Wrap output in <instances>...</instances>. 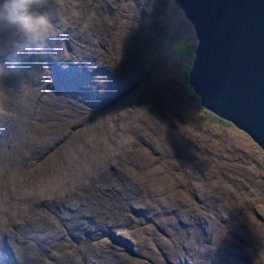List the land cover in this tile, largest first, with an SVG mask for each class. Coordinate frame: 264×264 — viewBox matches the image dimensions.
I'll return each instance as SVG.
<instances>
[{
    "label": "rangeland",
    "instance_id": "1",
    "mask_svg": "<svg viewBox=\"0 0 264 264\" xmlns=\"http://www.w3.org/2000/svg\"><path fill=\"white\" fill-rule=\"evenodd\" d=\"M71 1L73 4L81 2L82 7L77 9L89 15L91 20L87 25H83L82 20L78 23L73 19L67 20L66 23L61 22L59 29H54L55 35L61 39H70L73 45L70 46V51H67L62 44L64 61L61 65H52L54 72L61 78H64L66 71L71 70L81 75H90V79H80L73 85L66 83L63 87L60 84L55 85L57 92L71 88L80 94L78 97L81 99L67 97L71 103L56 101L54 98L57 96L53 91L39 86L40 90L37 94L34 92V95L41 97L43 94V102L40 98L34 103L29 121L41 114V123L35 118H32V122L36 121L35 124L23 119V133L21 128L17 127L15 140H11V143L23 140L35 145L34 155L28 152H25V155L29 157L37 173L38 169H43L48 163L51 171L45 172L42 175L44 177L55 174L64 163H57L52 170L51 156L56 145V156L60 160L64 153L69 157L74 155L72 150L79 154L77 148L83 143L87 150L102 151L105 142L112 140L117 134L118 127H125L124 133L131 137V141L125 144L126 150L114 151V158L106 166L96 165V171L103 172V176L95 178L100 187V190L96 191L100 194L93 198V203L108 220L104 226L95 223L89 231V234L92 233L91 239L78 244L76 264H84L87 261L81 257V252L94 251L90 245L96 240L104 239L101 238L103 227L110 226L112 233L119 231L117 229L121 227L119 221L122 213L138 222L140 227L153 226L150 231L153 234V252L140 259L135 258L137 264H208L213 260L215 264L218 261L217 264H238L231 256L233 252L229 248L238 246L239 251L251 247L253 242L254 246L248 251V256H251L252 264H264V151L247 133L227 122L212 118V115L199 105L198 98L186 82L192 57L185 52V48L192 45L195 37L192 25L181 7L172 4L171 0ZM84 31L88 35L87 42L84 39ZM106 41L107 52H103L102 46ZM2 42L4 40L0 38V43ZM110 44L120 45L121 48L112 47ZM8 49L10 48L4 50L2 59L9 52ZM55 49L56 47L52 46V50ZM69 61L73 64L72 68ZM59 67L64 68V71ZM57 75L51 77L46 65L38 73L43 84L57 79ZM19 78L18 75L15 80ZM81 93H84V97ZM55 102L58 105L53 106ZM16 105L24 104L15 103L11 107ZM24 109L25 113L30 112L28 106ZM122 153H127L136 163L128 172L122 171L118 165L122 162L118 159ZM23 167L26 174H29L27 170L31 166ZM23 167L21 169H24ZM14 168H19V165L15 163L11 149L0 148V206L12 203L13 198L19 194L15 180L19 178L21 169L14 172ZM180 169L184 170V178ZM151 173L157 175L162 183L171 185L173 190L181 192L183 196L172 198L171 206L166 207V211L159 217L153 216L152 212L147 213L146 220L144 217L135 216L129 207L142 206L149 199H153L154 205H160L166 200L169 190L164 188V185L155 188L153 182L141 179L142 174H147L149 178ZM211 175L214 182L209 180ZM38 180L35 179L28 186L32 187ZM88 181L91 180L84 177L81 184ZM207 181L214 183L218 191L223 193L220 202L228 204L227 213L222 217L216 211H202L205 206L202 198L199 201L201 211L196 212L194 208L193 185H201L203 191V183ZM143 185L152 187L153 191H144ZM121 186L126 187L125 192L121 191ZM107 187L110 189L107 190ZM85 189L94 193L90 184L86 185ZM204 190L207 191V188L204 187ZM77 193L82 198L87 197V194L80 190H77ZM188 195L190 201L186 199ZM32 200H37V196L32 197ZM63 200L56 198L53 205L59 207ZM231 201L241 208H233L238 217L229 215L232 212ZM80 203L83 204V201L70 198L66 210H73ZM54 214L56 215L55 212ZM67 214V211H61L63 217ZM197 214L202 217L201 220ZM209 214L215 216L209 217ZM37 215L38 218H43L37 227L44 229L48 226L49 229L60 232L61 222L54 223L42 211L29 213L30 217L37 218ZM80 215V223L85 224L84 218H93L98 222L93 212L88 210H82ZM211 220L217 222L219 232L216 233V229L210 226ZM4 223L7 224L6 219ZM8 223L10 226L3 227L2 233L14 230L13 243L17 246L22 242L29 243L30 248L33 245V249L38 251L35 243L43 246L47 241L44 234L34 235L27 232L20 220H10ZM113 224L117 229L113 228ZM85 233L88 234L86 229ZM196 233L201 234L200 239L196 237ZM122 234L126 235L125 232ZM182 234L187 238L195 236V244L196 240H201L200 245H195L196 249H203L199 263H194L196 253H188V249L192 247V239L188 238L190 244L185 246L180 240ZM74 236L82 237L81 230L78 229ZM67 238L68 243L73 246L74 242ZM113 241L107 238L106 249L111 245L130 255ZM51 242L55 244V237ZM7 244L11 245L12 241L8 240ZM66 245L67 243L65 251L74 253L71 249L67 250ZM137 248L138 246L135 251L139 250ZM45 253L50 254L47 251ZM39 258L42 262L40 255ZM10 259H13L12 254ZM239 259L246 261L244 256ZM73 262V259L61 261L62 264ZM91 262L96 264L94 260ZM120 264L136 263L121 254Z\"/></svg>",
    "mask_w": 264,
    "mask_h": 264
},
{
    "label": "bare ground",
    "instance_id": "2",
    "mask_svg": "<svg viewBox=\"0 0 264 264\" xmlns=\"http://www.w3.org/2000/svg\"><path fill=\"white\" fill-rule=\"evenodd\" d=\"M88 6L89 8H91L89 2H88ZM77 7L81 8L82 3L78 2L77 4H73L71 0H52L49 11L52 16L54 29H59L61 22L64 23L65 21L72 19L75 23H78L79 20H82V24L87 25L90 22L91 17L86 13H82V10H78ZM41 10H47V9L42 8ZM70 30H72L71 27ZM66 33L67 32H64V34ZM193 34H194V30H193ZM84 39L87 42L88 35L86 31H84ZM62 44L67 49V51H70V46L73 45L70 39L67 38L61 39L54 34L46 41V47L44 48L43 51H36V52L22 51L17 53L14 49L10 48L8 49L9 52H7V55L2 59V55L4 54V50L6 48H4L3 46L4 42L0 43V64L5 65L8 69L4 75H0V92H2L0 93V148L11 149V153L13 154V157L15 159V163L19 165V168H14V172L20 170L23 167V165H26L27 167L31 166V168H28L27 170L29 174H26V170L23 167L24 169H21L19 178L15 180V184L19 190V194L17 195V197L13 198L12 203L0 206V249L2 252V256H0V264H62L61 261L63 259H67V260L73 259L74 260L73 264H76L77 254H78V249L76 247L78 246V244L81 245L85 241L91 239L92 233L89 234V231L95 226V223L97 225L104 226L105 221L108 220L107 216L104 215L102 211L97 210L95 204L93 203V198L99 196L100 194L99 191H96V190H100V187L96 184L95 178H99L103 176V172L96 171V165L101 164L103 166H106L107 163L114 158L113 152L116 150H126L125 144L131 141V137L127 136L128 134L124 133L125 127L124 128L118 127L117 134L114 136L112 140L105 142L106 145L104 146V149L102 151H93L91 149L87 150L85 144L83 143L80 144L79 147L77 148L79 154L75 153L76 150H72L71 152L74 155L69 157L67 153H64L60 160L56 156V151H55L57 147L56 145V147L54 148L53 155L51 156V162L53 164L52 170L54 169L57 163L60 162H64V163L60 166L59 170L55 174L44 177H42V175L45 172L51 171V168L48 167V163H46L43 169L41 168L38 169L39 173H37V171H35L33 166L31 165V161L29 157L25 155V152L30 153V155H34L33 149L35 148V145L30 142H24L23 140H20L17 143H11V140L12 141L15 140V135H16L15 129L19 127L21 128L22 131L23 119H26L28 123L35 124L36 122L35 120L32 122L33 120L32 118H35L37 121L41 123L42 120L41 114H38L37 117L31 116L32 118L29 121V117L30 115H32V110L34 108V103L40 98H41V102H43L42 100L43 94H41V97L34 95V92L37 94L38 91L40 90L39 86H43L44 88L53 91L54 94L57 96L54 98L56 101L61 103H65V102L71 103L72 101L66 98L70 97L73 99H78L79 98L78 95L80 94L76 90L74 92L71 88L57 92V90L55 89V85L60 84V86L63 87V85L66 83H71L73 85L74 82H77L80 79L81 80L90 79V75L87 74L81 75L78 72L75 73L72 72L71 70H68L64 73V78H61L59 75H57L54 72L55 68L53 67V65H55L56 63H58V65H61V63L64 61ZM192 44L195 45V41ZM106 45H107V41L104 44V46H102L103 52H107ZM52 46L56 47L54 51L52 50ZM110 46L121 48L120 45L117 46L115 44H110ZM192 56H193V52H192ZM69 64L70 67L72 68L73 64L70 61ZM44 65H46L47 69L49 70V75L51 77L55 75L58 76L57 79H53L51 82L47 84H43V80L38 77V73L41 69H43ZM190 65L191 62L189 64L188 71L190 69ZM59 69L61 71H64V68L62 67H59ZM75 71H77V65L75 67ZM18 75L20 76V78L15 80L16 76ZM186 82L190 86L188 82V72H187ZM32 87H34V89H32ZM191 90L194 93L192 88ZM61 96L65 97V99ZM81 96L84 97V93H81ZM195 97L198 98V95L195 94ZM15 103H22L24 105H16L12 108L11 105ZM55 105H58V103L55 102L53 106ZM25 106H28L30 112L28 113L24 112ZM142 108L145 109L144 107ZM202 108L206 110L208 113H210L212 116L215 115L206 108L204 107ZM218 118L223 122H227L233 125L232 123H230L225 119H222L220 117ZM233 126L236 127L235 125ZM109 129L111 130L112 126H110ZM131 130L132 129H130V131ZM132 131L134 132V130ZM33 139H35V137ZM123 157H125L126 159H123ZM118 159L122 160L121 163H118V165L122 168V171L128 172L130 167L134 168L136 166L135 161L132 160L130 157H128L127 153H122L118 157ZM180 170L181 173L184 171L182 169ZM84 177H86L88 180L91 181L81 184V181L83 180ZM182 177L184 178L183 173H182ZM35 179H39V180L35 185L29 187L28 185ZM141 179L147 180L149 182H153V187L155 188H159L162 187V185H164L165 186L164 188L166 189L168 188L169 190L167 193L166 200L163 201L160 205H154L153 199H149L142 206L129 207L130 211L135 216L144 217L146 220H148L147 213L152 212L153 216L159 217V215H162L163 211H166V207L171 206L172 198H176L175 196L178 195L183 196L181 192L173 190L174 188L171 185L162 183L160 178L153 173L149 174V178H147V174L146 175L142 174ZM209 180L213 182L215 181L212 175L209 178ZM179 181L181 182V176L179 178ZM89 184L91 185V190L94 191L93 194L85 189V186ZM204 187L207 188V191L204 190ZM142 188L144 189V191L146 190L153 191L152 187L143 185ZM108 189L110 188L107 187V190ZM77 190L86 193L87 197L82 198L77 193ZM170 190H172V192H170ZM121 191L125 192L126 187L121 186ZM193 191H194V199H195L193 203L196 212L201 211L202 206L201 204H199V201L202 198V200L205 202V206L202 208V211H206V210L209 212L216 211L220 217H222L224 214L227 213L228 204L227 202H220L219 199L222 198L221 195H223V193L218 191V188L214 183H210L208 181L203 183V191L201 185L194 183ZM57 192L59 193L58 195L56 194ZM28 194H32V196H28ZM35 196H37V200L34 201L32 200V197ZM56 198L64 199L62 202L59 203V207H55L53 205ZM70 198L81 200L83 201V204L80 203V205L73 210H66L69 207ZM186 199L190 201L189 195L186 196ZM235 206L240 208L238 205H236L234 201H231L230 211L232 212L231 213L229 212L230 217H238V215H236L233 210ZM82 210H88L90 212H93L98 222H96L93 218H90V220L88 218H84L83 220L86 225L80 223L78 221V217L81 216L80 212ZM38 211H42V213L44 215H47L49 219L52 220L54 223L61 222L59 229L60 232L51 230L49 229L48 226L44 229H40L39 227H37L39 221L43 218H38V215L37 218L30 217L29 213L30 212L36 213ZM61 211H67L68 213L67 216L63 217L61 215ZM54 212L56 213V215L54 214ZM121 215L122 218L119 221V225L121 226L120 229L119 228L117 229V227L113 224L114 225L113 228L121 232L116 231L115 233L113 232L114 233L113 234L110 226L103 227L102 229L103 236L101 235V238L104 239L96 240L90 245L95 250L94 251L89 250L87 253L81 252V257L87 259V261L84 264H94L91 262L93 260L96 261V264H120L121 254L126 255L129 258V260H132L137 264L138 261L135 258L140 259L142 257H145L144 256L145 254H150V255L152 254L154 245H153V234L150 231L153 229V226L140 227L138 222L134 221L130 217L123 215V213ZM196 216L199 218V220L202 219V217L199 214H197ZM208 216L211 217L215 215L209 214ZM5 219L7 220V224L4 223ZM10 220L11 221L20 220L21 224L24 226L27 232L32 233L34 235L36 233L44 234V237L47 238V241L43 246H41L40 243H35V248L39 249L38 251L33 249V245L32 248H30L29 243L26 244L22 242L20 243L19 246H17L16 244L13 243L15 236L14 230H11V232L6 231L5 234L2 233L3 227L10 226V223H8L10 222ZM209 224L211 227L216 229V233L219 232L218 224L215 220H211ZM127 227H129V230H127ZM78 229L81 230L82 237L74 236V234ZM85 229L88 231V234L85 233ZM139 229H141L142 231H139ZM122 232H125L126 235H123ZM53 237H55L56 239L54 245L51 242ZM67 237H69L74 242L73 246L68 243L69 241ZM108 237L112 241L114 240L113 242L122 246L126 251L130 253V255L128 256L124 250H120L115 246L110 245L108 249H106L105 245L108 244L106 242ZM194 237L195 236L190 237L192 239V247L188 249V253L189 254L196 253V256L194 257V263H199L201 255L203 253V249L201 250L196 249L195 245H200L201 240H196V244H195ZM196 237L200 239L201 234L196 233ZM188 238L184 234H182V237H180V240L183 242L185 246L186 245L189 246L190 244L189 241L190 238L189 239ZM8 240L12 241L11 245L7 244ZM66 243H67L66 249L67 250L71 249V251L74 253L71 254L65 251ZM136 246H138L139 248L138 251H135ZM253 246H254V242L251 244V247L244 248L239 251H237L239 249L238 246L230 247L229 249L231 252H233L231 256L235 258L238 264H252L253 260L251 256H248L249 254L248 251H251ZM61 248L62 250H60ZM45 251H47L52 255L46 254ZM104 253H107L108 255L104 256L103 255ZM10 254L13 255L12 260L10 259ZM39 255L41 256L42 262L39 258ZM153 256H155L154 253ZM240 256H244L246 261L243 260L242 262L239 259ZM208 264H215V260L209 262Z\"/></svg>",
    "mask_w": 264,
    "mask_h": 264
},
{
    "label": "water",
    "instance_id": "3",
    "mask_svg": "<svg viewBox=\"0 0 264 264\" xmlns=\"http://www.w3.org/2000/svg\"><path fill=\"white\" fill-rule=\"evenodd\" d=\"M191 23L199 103L264 151V0H171Z\"/></svg>",
    "mask_w": 264,
    "mask_h": 264
},
{
    "label": "clouds",
    "instance_id": "4",
    "mask_svg": "<svg viewBox=\"0 0 264 264\" xmlns=\"http://www.w3.org/2000/svg\"><path fill=\"white\" fill-rule=\"evenodd\" d=\"M51 3L52 0H0V38L4 48L17 53L43 51L46 41L54 35ZM7 70L0 64V75Z\"/></svg>",
    "mask_w": 264,
    "mask_h": 264
},
{
    "label": "trees",
    "instance_id": "5",
    "mask_svg": "<svg viewBox=\"0 0 264 264\" xmlns=\"http://www.w3.org/2000/svg\"><path fill=\"white\" fill-rule=\"evenodd\" d=\"M162 4H163V2H162ZM162 4H161V5H162ZM193 47H194V45L192 44V45H188V46L185 48V52L189 54V57H190V58L192 57ZM212 118H217V119H219V118H218L217 116H215V115H213Z\"/></svg>",
    "mask_w": 264,
    "mask_h": 264
}]
</instances>
